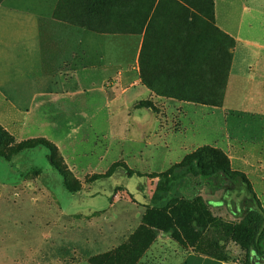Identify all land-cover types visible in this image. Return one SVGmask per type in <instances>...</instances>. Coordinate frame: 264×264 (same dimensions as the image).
Wrapping results in <instances>:
<instances>
[{
    "label": "rangeland",
    "instance_id": "1",
    "mask_svg": "<svg viewBox=\"0 0 264 264\" xmlns=\"http://www.w3.org/2000/svg\"><path fill=\"white\" fill-rule=\"evenodd\" d=\"M191 1L196 4L191 13L198 30L189 37V45L194 43L196 48L202 42L208 46L195 52L205 58L209 55V59L215 54L219 76L214 74V77L213 70L206 68L203 74L198 72V76L191 78L182 68L183 84L162 85L158 90L171 97L189 94L193 99L197 98L194 95L197 90H204L198 97L206 98L210 109L222 108L232 75L233 39L220 37L208 26L212 13L207 3L202 6V0ZM246 1L235 0L232 14L241 13V6L242 13L252 16L253 21L252 34L243 32V36L264 43V0ZM197 39L202 40L196 42ZM195 65L199 68L203 64L196 60ZM208 69L212 70L209 79ZM88 87L83 84L82 92ZM120 93L121 88L114 91L115 95ZM127 101L117 97L105 105L98 93L82 94L74 102L59 104V110L49 119L34 118L29 128L23 126L26 119L2 117L0 111V124L12 137L0 145L3 156L0 157V224L29 227L35 233L50 228L56 233L58 224L101 223L85 231L78 242L71 233L65 246L46 238L39 243L35 241L32 264H91V260L97 264H179L189 253L251 264L244 237L235 235L234 228L237 230L243 221L235 213L252 207L245 194L224 174L189 176L168 195L167 205L201 199L211 219L216 221L217 225L209 224L202 232L198 242L183 244L170 234L147 230L142 219L147 209L152 208L158 182L154 177L199 152L208 155L205 159L209 166L218 165L233 174H245L264 208V119L234 111L225 112L221 117L220 114L208 117L204 116V108L191 109L189 115L173 113L168 117L165 112L161 115L160 107L150 101L137 103L135 108L151 110L158 127L161 123L160 132H164L162 140L165 141L160 142L161 138L155 134V120L143 123L133 111H128ZM7 114L10 113L7 111ZM127 128L140 141L145 137L139 142L131 133L128 138ZM37 138H46L58 147L60 161L71 173L70 185L77 192L65 189L63 178L50 165V152L46 148L12 156L19 143ZM88 232L92 241L88 239ZM107 237L109 244L104 243Z\"/></svg>",
    "mask_w": 264,
    "mask_h": 264
},
{
    "label": "crops",
    "instance_id": "2",
    "mask_svg": "<svg viewBox=\"0 0 264 264\" xmlns=\"http://www.w3.org/2000/svg\"><path fill=\"white\" fill-rule=\"evenodd\" d=\"M99 1L101 8H95L98 0H0L2 117L19 116L27 120L23 126L29 128L34 118L49 119L59 110V104L74 102L82 94L94 92L104 99L105 105H110V101L117 97L127 99L128 111H133L143 123L149 119L155 120V124L158 122L152 117L151 110L135 108L137 103L143 101H150L159 106L162 110L161 115L165 112L168 117L173 113L181 116L189 115L191 109L204 108V116L208 117L218 114L221 117L225 112L234 111L236 114L264 119V43L243 36V32L250 34L253 32L252 16L243 14L241 6V13L232 14L231 7L235 5V0H219L222 5L218 0H214L216 27L232 37L235 45L232 75L228 91L224 94L223 107L213 109L204 104L197 105L159 94L160 90H158L162 85L183 84L180 76L182 68L178 65V46L184 37H193L196 34L198 29L194 24V15H191L190 21L184 24L185 28L178 22L167 21L165 17L174 16V13L177 14V9H174L171 0H158L157 5L160 1L163 4L160 8L162 17L149 28L150 21L138 32L131 30H123L120 33L108 32L103 30L111 29V23L117 21L113 19L116 13L107 7L112 5L114 0ZM124 2L127 5L133 3L130 0ZM83 7L89 9L88 17L82 14ZM190 9L194 12L193 8ZM131 15L135 17L129 19L127 16ZM120 16L124 24L142 19L139 11L131 13L125 10ZM96 17L100 19L96 22L98 23L96 29L101 30H91L72 24L85 18L93 21ZM188 25L189 28H186ZM123 29L127 28L123 26ZM128 29L134 30V27ZM201 40L197 39L196 42ZM189 46L191 47L187 50L195 49L193 52L208 47L202 42L197 44L196 48L194 43L193 46L192 44ZM197 52L189 55V67L185 68L189 77L198 76V72L203 74L206 68H211L213 75L218 77L220 70L218 67L215 68V54L209 59V55L205 58ZM196 60L201 61L203 65L198 68V65H195ZM211 69L207 71L208 79ZM83 84L89 85L84 93ZM119 88H121L120 95H115L114 91ZM7 111L10 114H7ZM160 125L158 127L156 124L155 134L161 138V142L165 140H162L164 132H160L162 131ZM128 128L127 133L130 138L132 132L128 131ZM133 138L142 141L140 137ZM164 138L166 139L165 136ZM153 144L157 147L155 142ZM100 224L75 221L67 225L58 224L56 233L51 232L50 228L49 230L47 228L48 231L45 229L43 232L35 233L29 227L0 224V261L2 260L4 264H32L35 241L39 243L46 238L50 241L56 240L59 245L65 246L67 237L71 233L78 242L79 236L81 237L85 231ZM9 230L11 232L6 233ZM20 230L30 232H20ZM90 235L91 233L88 232V239L92 241ZM108 242L110 239L107 237L104 243L109 244ZM179 264L235 263L189 253Z\"/></svg>",
    "mask_w": 264,
    "mask_h": 264
},
{
    "label": "trees",
    "instance_id": "3",
    "mask_svg": "<svg viewBox=\"0 0 264 264\" xmlns=\"http://www.w3.org/2000/svg\"><path fill=\"white\" fill-rule=\"evenodd\" d=\"M123 0H114L112 5L107 7L112 9L116 14L113 15V21L111 23V29H105L103 31L108 32H122L123 30L132 32H138L141 30L145 24L150 21L152 23L162 17L160 8L163 6L162 0L157 5L158 0H130L133 1L132 4L127 5ZM174 3V9H177V14L174 13V16H166L167 21L178 22L182 24V27L185 28V23H188L191 19L192 7L194 1L191 0H171ZM202 6L206 3L211 7V20L208 19V26L211 29L219 33L220 37L232 38L224 32L220 31L215 24V3L214 0H202ZM194 4V5H193ZM88 6V5H87ZM197 6H199L197 4ZM94 8V7H93ZM95 8H101V3L98 0V5ZM82 14H85L86 17L89 16V9L82 8ZM86 9V10H85ZM195 9V8H194ZM128 10L129 12L136 13L137 11L141 12L142 19L139 21H128L125 24L121 21L122 11ZM161 13V14H160ZM206 15L203 12V16ZM129 19L134 18L135 15L127 16ZM99 18L96 17L95 20L91 21L88 18L85 20L72 23L78 26H83L91 30H101L98 27ZM109 22V21H107ZM106 22V23H107ZM102 23V21H101ZM123 26L127 29H123ZM131 26L134 27L133 29ZM138 26V27H137ZM189 28V25L186 27ZM233 39V38H232ZM180 38L179 41H181ZM235 41L233 39V48ZM189 37H184L181 44H179V54H178V65L181 68L189 67ZM150 88V86H149ZM194 93L197 98H189V94L183 97H174L179 100L190 101L197 104L210 105V102L206 98L198 97V94L202 91L197 90ZM159 92V91H158ZM160 94V93H159ZM164 96V95H163ZM213 103H218L213 101ZM147 108H152L149 105H146ZM12 137L9 132L0 124V145L4 144L7 140H10ZM39 147H44L50 152V165L55 169L60 176L63 178V183L65 189L70 193H75L78 190L73 188L70 185L71 173L66 166H63L59 158L58 147L47 140L46 138H37L30 139L27 141H22L19 145L12 151V156H18L26 151L33 150ZM205 151V150H204ZM205 153H196L185 159L182 164L174 166L170 171L158 174L154 178L158 179L155 192L152 196V208H148L142 219V225L144 228L154 232H163L170 234L173 238L178 240L180 243L185 244L186 242L196 243L202 236V232L208 228L209 224L217 225L216 221H213L205 209V204L200 199L197 202H175L166 204L168 195L176 184L184 181L187 177H212L216 175L224 174L235 186L237 190L242 191L245 194L248 202H250L251 210L240 212L239 214L235 213L237 218L243 219L242 223L236 228H234L235 235H238L240 238H243L246 242V249L248 251L249 257H263L264 256V208L262 207L260 200L254 191L249 179L243 173H231L226 168L218 165L209 166L206 163ZM0 157H3L0 154ZM6 161H11V158H6ZM100 178V177H99ZM168 206V207H166ZM237 214V215H236ZM198 254V253H196ZM202 255V254H201ZM207 256V255H205ZM211 257V256H208ZM215 258V257H211ZM218 259V258H215ZM224 261L222 259H218ZM226 262V261H225ZM91 264H97L96 260H91Z\"/></svg>",
    "mask_w": 264,
    "mask_h": 264
},
{
    "label": "flooded vegetation",
    "instance_id": "4",
    "mask_svg": "<svg viewBox=\"0 0 264 264\" xmlns=\"http://www.w3.org/2000/svg\"><path fill=\"white\" fill-rule=\"evenodd\" d=\"M252 263L251 264H264V256L263 257H256V256H253L252 258Z\"/></svg>",
    "mask_w": 264,
    "mask_h": 264
}]
</instances>
